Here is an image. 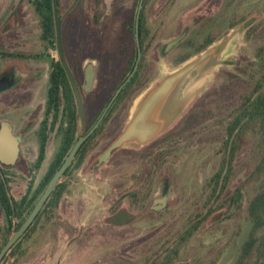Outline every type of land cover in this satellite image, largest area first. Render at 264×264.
I'll return each mask as SVG.
<instances>
[{
    "label": "flooded vegetation",
    "instance_id": "1",
    "mask_svg": "<svg viewBox=\"0 0 264 264\" xmlns=\"http://www.w3.org/2000/svg\"><path fill=\"white\" fill-rule=\"evenodd\" d=\"M202 1L198 29L188 26L183 40L166 52L162 45L172 28L164 19L151 16V0H143L140 11V0H75L65 16L57 0L59 42L56 30L52 37L44 33L35 10L38 0H0V132L6 124L18 148L12 164L0 161V248L26 220L53 175L81 141L53 192L54 198H62L70 185L95 168L120 169L118 177L111 180L136 184L137 193H146V199L153 196L151 203L162 196L165 182V208L152 213L167 210L168 203L177 199L176 209L171 210L176 214L182 207L185 216L179 235H172L173 240L167 243L168 264H264V243L251 239L254 197L247 196L241 180L232 186L235 159L246 136L256 133L262 152L259 164L264 162V114L246 112L251 104L248 101L264 94V0ZM28 7L40 30L31 52L28 49L33 43L26 40ZM213 21L220 28L218 32L215 28V34L211 31L214 26L208 30ZM242 27L231 41L232 64L214 73L184 113L144 145L116 148L99 164L128 126L142 94L157 85L163 67L172 69L175 49L181 48L183 58L198 50L199 55ZM191 32L194 35L189 39ZM200 36L201 42L196 44ZM221 88L235 95V102L226 112L212 117L204 97L219 94ZM203 134L220 138L219 151L226 153L225 159L218 163L215 174L198 179L190 192L179 193L171 183L173 168L195 144L196 148L202 146ZM130 167L136 168L132 175L126 170ZM100 180L108 182L110 178L101 176ZM18 181L23 191L14 195ZM42 210L33 223H50ZM232 214L237 217L236 224H217ZM209 226L212 236L218 238L197 240ZM26 237L14 246L29 247L32 241Z\"/></svg>",
    "mask_w": 264,
    "mask_h": 264
},
{
    "label": "rangeland",
    "instance_id": "2",
    "mask_svg": "<svg viewBox=\"0 0 264 264\" xmlns=\"http://www.w3.org/2000/svg\"><path fill=\"white\" fill-rule=\"evenodd\" d=\"M74 1L60 0L61 15L65 16L67 9ZM92 1L125 2L133 0ZM151 1L154 3L151 6L152 9L150 8L151 16L164 19L166 26L171 25L172 28L171 33L167 32V40L162 48L187 32L188 26L191 29L194 28L195 31L198 29V8L202 5V0ZM211 6L212 4H210ZM207 10L210 11V9ZM25 22L29 34L26 40L29 45L33 43L28 50L35 51V42L40 30L31 7H28V16ZM212 26H214V30L211 31L215 34V28L218 29L219 25L213 21L208 30ZM214 34L211 36H215ZM193 35L191 32L189 39H192ZM197 42H201V36L196 39V44ZM182 53L181 48L173 51L172 69L162 68L157 85L164 75L174 71L187 61L182 62L186 58L181 57ZM192 54L191 52L189 55ZM195 56L198 55L191 58ZM231 64L232 62L226 66ZM215 79L217 80V77ZM225 89L221 88L219 94L210 93L204 97V105L210 116L217 117L219 113L226 112L234 104L236 96H231L228 92L224 93ZM213 119L211 118V120ZM207 126L205 125V127ZM203 139L204 143L201 144V147L196 148L195 144L188 156L173 168L171 183L179 193L190 192L191 187L195 186L198 179L199 181L205 180L215 174L218 163L225 159L226 153L219 151L221 147L217 142L218 139L220 140L219 137L215 139L212 136L204 135ZM244 142L245 146L235 159L236 178L232 182V186L241 180L245 186L244 192L246 191L247 196L253 198L264 183L262 176L254 175L262 152L257 147L256 133L246 136ZM24 157L28 158V155L24 154ZM126 170L130 175L136 172V168L133 167ZM120 171V169H90L76 185H70L67 193L62 196L58 209L51 215L50 223L42 224L43 222L40 221L38 224L42 230H37L31 238L26 237L32 242L29 247H21L27 249V255L18 264H161L162 253L166 249L167 243L173 240L172 235H179L178 230L185 219L183 208L179 207L174 214L171 208L176 209L177 199H175L168 203L167 210L159 214L152 213L148 206L149 204L153 205V201L151 203L153 196L146 199V193L143 195L137 193L136 184H123L115 179L111 180V178L118 177ZM101 176H108L110 180L104 182L100 180ZM246 178L247 182H245ZM22 191L23 184L18 181L14 195H19ZM162 204L164 205L163 201ZM119 209L130 210L134 214L133 222L125 227L108 224L107 220ZM207 223L209 224V222ZM236 223L237 217H233L232 214L222 218L217 224L221 227ZM210 230L209 226L205 232L199 233L200 236L197 240L207 242L216 240L218 236H212ZM4 264H13L12 259L7 260Z\"/></svg>",
    "mask_w": 264,
    "mask_h": 264
},
{
    "label": "water",
    "instance_id": "3",
    "mask_svg": "<svg viewBox=\"0 0 264 264\" xmlns=\"http://www.w3.org/2000/svg\"><path fill=\"white\" fill-rule=\"evenodd\" d=\"M143 0H140L139 10ZM55 30L57 41H60L61 21L58 17L57 0H53ZM244 27L233 30L222 39L212 44L205 51L195 56L174 71L164 75L157 86L151 87L139 98L131 120L123 134L100 158L99 164L110 156L111 151L120 147H138L155 138L166 130L200 94L204 86L212 80L214 73L223 65L230 64L234 55L231 41ZM185 33L179 38L167 44L165 51L175 48L184 38ZM139 57V56H138ZM118 94V93H117ZM116 94V95H117ZM81 141L75 146L69 157L60 169L53 175L45 191L39 198L32 211L11 235L5 246L0 251V263L15 243L24 236L36 216L44 207L49 196L54 192L64 172L69 168ZM18 148L10 137V130L6 124L2 125L0 132V161L3 164H12L17 157ZM167 184H162V196L153 202L150 207L153 211H160L165 207L162 201L167 199ZM165 193V194H164ZM134 220V216L127 210H120L107 220V223L116 227H123Z\"/></svg>",
    "mask_w": 264,
    "mask_h": 264
},
{
    "label": "trees",
    "instance_id": "4",
    "mask_svg": "<svg viewBox=\"0 0 264 264\" xmlns=\"http://www.w3.org/2000/svg\"><path fill=\"white\" fill-rule=\"evenodd\" d=\"M35 10L40 17V22L44 33L49 35V37H52L55 31L53 0H38V2L35 4ZM198 52L199 50L196 53H194V55H196ZM191 57L192 56L189 55L188 57L183 59L182 62L188 60ZM248 103L251 104L246 106L247 113H252L253 115L264 114V94L261 95L258 98V100L252 102H250L249 100ZM263 167H264V162H261V164H259L258 167L255 169L254 175L258 174L259 176H264V174H261ZM55 195L56 192L51 195V197L49 198L45 207L42 210V214L48 219H50L51 215L55 213V211L58 209L61 201V198L60 199L54 198ZM250 219L252 225L251 239L256 242L259 241L261 243H264V183L253 198L251 205ZM37 230L40 231L42 230V228L38 224V220L33 223L32 227L27 230L24 236L31 237L30 235H34L37 232ZM20 239L23 240V238ZM6 243L7 241H4V245L0 248V251L5 246ZM26 255H27L26 248L13 246V248L7 253V255L0 264H4L7 260H11V259L13 264H18L21 262V260L24 257H26ZM162 256L163 258L161 264H168L166 260L167 254L165 250L163 251Z\"/></svg>",
    "mask_w": 264,
    "mask_h": 264
}]
</instances>
